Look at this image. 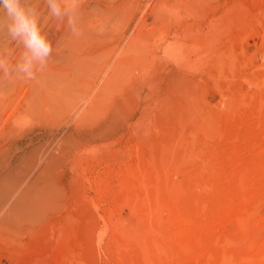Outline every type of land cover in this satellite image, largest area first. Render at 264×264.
I'll use <instances>...</instances> for the list:
<instances>
[{
	"label": "rangeland",
	"instance_id": "rangeland-1",
	"mask_svg": "<svg viewBox=\"0 0 264 264\" xmlns=\"http://www.w3.org/2000/svg\"><path fill=\"white\" fill-rule=\"evenodd\" d=\"M125 1L92 3V56L53 47L51 122L19 82L0 149L57 162L0 264H264V0Z\"/></svg>",
	"mask_w": 264,
	"mask_h": 264
},
{
	"label": "bare ground",
	"instance_id": "bare-ground-1",
	"mask_svg": "<svg viewBox=\"0 0 264 264\" xmlns=\"http://www.w3.org/2000/svg\"><path fill=\"white\" fill-rule=\"evenodd\" d=\"M34 2L38 4L41 12L44 13L43 22L48 25L46 30L49 33L53 47H60L57 53L69 62H80L84 58H88V55L92 56L94 53L93 49L88 48L87 38L89 37H86L90 36L88 29L90 24L86 17L91 14L92 3L96 2L94 5H97V7H100L112 16H117L118 12L122 11L121 8L126 4L125 0H83L79 15L80 35L76 36L72 35L66 26L58 25L55 21H48L46 5L43 0H34ZM123 38L124 36L121 37V42ZM6 39L5 33L0 31V43H5ZM13 47L15 46L13 45ZM19 51L20 49L17 48V55ZM54 52L55 50L53 49ZM48 78H52V75ZM20 81L24 80L0 78V122L3 121L4 114L10 108L13 101H16L18 91L22 89V86L19 85ZM25 83L28 86V91H30V95L27 94V101L25 100L27 102V108L25 109H28L30 112L32 111V113L41 112L43 113L45 123L51 122L53 120L49 115L51 103H59L66 96H70L69 92L71 90L69 86H60L63 83L59 82L56 86L54 85L55 87H52L53 83L50 80L41 81L40 79L38 81L36 79L30 80ZM35 85L37 88H35ZM32 88L36 90H32ZM6 98L9 99V103L4 106V103L7 102H5ZM15 145L14 147L11 145L10 147L0 149V225L11 222L12 219L35 224L41 218L40 191L42 190V180L44 175L57 161L53 155H50L47 162L41 164L39 162L41 157L39 151H26L27 147L25 148L21 143ZM15 184L16 188L14 189Z\"/></svg>",
	"mask_w": 264,
	"mask_h": 264
},
{
	"label": "clouds",
	"instance_id": "clouds-1",
	"mask_svg": "<svg viewBox=\"0 0 264 264\" xmlns=\"http://www.w3.org/2000/svg\"><path fill=\"white\" fill-rule=\"evenodd\" d=\"M49 22L80 35L79 15L83 0H43ZM34 0H0V31L6 42L0 43V78L35 80L49 64L53 44ZM13 45L15 47H13ZM17 48L20 49L17 55Z\"/></svg>",
	"mask_w": 264,
	"mask_h": 264
}]
</instances>
